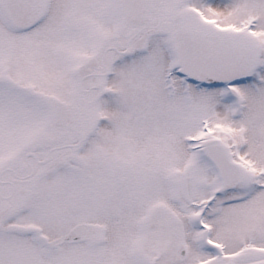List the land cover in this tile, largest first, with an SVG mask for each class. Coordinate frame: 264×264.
<instances>
[{"label": "snow or ice", "instance_id": "obj_1", "mask_svg": "<svg viewBox=\"0 0 264 264\" xmlns=\"http://www.w3.org/2000/svg\"><path fill=\"white\" fill-rule=\"evenodd\" d=\"M0 264H264V0H0Z\"/></svg>", "mask_w": 264, "mask_h": 264}]
</instances>
